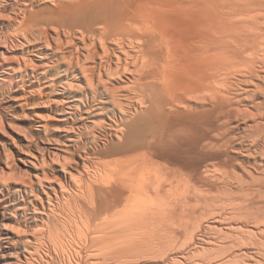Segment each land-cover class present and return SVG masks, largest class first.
Segmentation results:
<instances>
[{
	"label": "bare ground",
	"instance_id": "6f19581e",
	"mask_svg": "<svg viewBox=\"0 0 264 264\" xmlns=\"http://www.w3.org/2000/svg\"><path fill=\"white\" fill-rule=\"evenodd\" d=\"M0 264H264V0H0Z\"/></svg>",
	"mask_w": 264,
	"mask_h": 264
},
{
	"label": "rangeland",
	"instance_id": "374dc122",
	"mask_svg": "<svg viewBox=\"0 0 264 264\" xmlns=\"http://www.w3.org/2000/svg\"><path fill=\"white\" fill-rule=\"evenodd\" d=\"M128 193L130 194V196H128V199H126L127 197L123 198L122 199L123 201L121 200L120 203H118L116 205V207L113 208V210L109 213V218L111 217L110 219H117L120 216H122V215L125 214V211L128 208V205L130 203L129 202V197L131 198L132 197V194H134V193L131 194L130 192H128ZM112 215H115L116 217H114V216L112 217ZM112 230L113 229H110V232H108V229H107V230L103 231L104 233L103 232L102 233L100 232V233H98V235H108L109 233L112 235V234H114V232H112ZM106 232H108V234ZM111 235H108V236H111Z\"/></svg>",
	"mask_w": 264,
	"mask_h": 264
}]
</instances>
